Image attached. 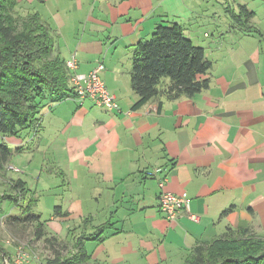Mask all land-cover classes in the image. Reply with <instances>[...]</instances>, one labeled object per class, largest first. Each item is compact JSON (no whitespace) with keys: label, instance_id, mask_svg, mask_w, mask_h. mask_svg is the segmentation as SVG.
I'll return each instance as SVG.
<instances>
[{"label":"crops","instance_id":"0c3cea01","mask_svg":"<svg viewBox=\"0 0 264 264\" xmlns=\"http://www.w3.org/2000/svg\"><path fill=\"white\" fill-rule=\"evenodd\" d=\"M17 2L20 14L37 12L51 27L55 54L75 57L74 72L102 64L118 103L47 96L36 128L0 138L37 200L31 212L66 248L59 255L47 247L50 259H66L83 238L81 264H185L195 247L230 230L264 238V0ZM162 24L180 25L204 49L210 85L135 110V47ZM154 168L162 171L147 176ZM4 177L14 179L9 169ZM163 177L165 190L188 198L175 221L160 211Z\"/></svg>","mask_w":264,"mask_h":264},{"label":"trees","instance_id":"16d2710c","mask_svg":"<svg viewBox=\"0 0 264 264\" xmlns=\"http://www.w3.org/2000/svg\"><path fill=\"white\" fill-rule=\"evenodd\" d=\"M242 12L247 20L253 16L246 7H242ZM55 42L51 27L39 13L23 15L17 0H0V138L17 137L23 130L36 128L40 121L39 102L47 96L76 95L69 84L66 60L54 53ZM211 68L204 49L187 38L180 25H159L149 40L135 47L131 83L138 100L133 109L157 99L176 101L201 93L210 85ZM12 155L13 151L0 142L1 176L8 171ZM9 184L14 193L0 195V211L11 200L22 208V214L10 216L8 222L33 229L37 240L44 241L54 254L62 255L64 244L57 237H50L41 216L31 212L37 200L28 199L27 184L19 179L10 180ZM248 233V229L230 230L211 243L199 245L185 264H264V238H246ZM74 247V257H55L46 264L85 263L88 257L83 238Z\"/></svg>","mask_w":264,"mask_h":264},{"label":"built area","instance_id":"2783aa9c","mask_svg":"<svg viewBox=\"0 0 264 264\" xmlns=\"http://www.w3.org/2000/svg\"><path fill=\"white\" fill-rule=\"evenodd\" d=\"M66 66L70 71L69 84L74 89L77 97L81 100L91 99L97 105L106 106L108 108H118L115 95H113L107 88L105 81L101 77V72L104 69L102 64L98 65L89 74H78L74 72L77 69L76 58L73 57L66 61ZM8 169H12L15 172H21L18 168L8 166ZM162 171L161 168H154L147 171V176L156 177ZM167 178L163 177L159 179V187L161 189L160 194V211L169 221L177 220L182 211L188 204V198L186 195H179L165 190ZM193 221H199L197 215H190ZM0 251V264H29L31 258L23 250L17 249L15 255L1 254Z\"/></svg>","mask_w":264,"mask_h":264},{"label":"rangeland","instance_id":"374dc122","mask_svg":"<svg viewBox=\"0 0 264 264\" xmlns=\"http://www.w3.org/2000/svg\"><path fill=\"white\" fill-rule=\"evenodd\" d=\"M55 52L56 51H54V53ZM164 80L168 81V79H164ZM9 166H13V168H17L19 165L16 160L11 159ZM9 175L10 176L12 175L14 179L23 177L22 175L15 173V171H13L12 169H9ZM4 176L0 175V195H3L5 192H7L8 194H13L14 188L12 185L7 183V180ZM32 185L33 183L30 184V187ZM49 201H50L49 198H47L46 200V197H42L41 204H45ZM25 204L26 203H23V205ZM21 209L22 208L17 206L13 201L7 200L3 205V210L0 211V251L2 252L1 254L4 253L5 255L9 254L13 256L16 254L17 249H21L27 255L30 256L31 260L34 259L38 261V259H40V262H44V264H46L48 260H50L49 256L51 254L48 252L47 244L44 243V241H39L35 238V232L33 229L29 227L23 228L21 226H15V225L12 226L7 220L9 216L18 217L19 215H21L22 214ZM48 217L49 215L46 213L43 215V218L45 219ZM245 237L253 238L258 236L250 232ZM12 249H14V252H9ZM63 255H65V253ZM74 255H77L76 250L69 252L66 257L72 258L74 257ZM77 264H81V263L79 262Z\"/></svg>","mask_w":264,"mask_h":264}]
</instances>
